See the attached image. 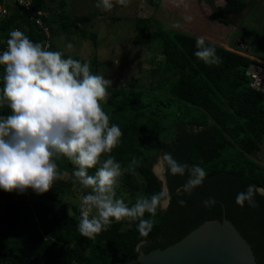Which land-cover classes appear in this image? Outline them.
<instances>
[{
    "label": "trees",
    "instance_id": "trees-1",
    "mask_svg": "<svg viewBox=\"0 0 264 264\" xmlns=\"http://www.w3.org/2000/svg\"><path fill=\"white\" fill-rule=\"evenodd\" d=\"M142 1L152 15L163 0ZM58 2L60 6L64 4V0ZM244 4L242 0H224L217 8L239 13ZM6 9L7 14L0 20L1 49L7 46L13 29L21 30L34 43L44 44L47 38L37 19L47 23L51 35L55 31L46 14L36 13L49 10L47 0H31L29 8L12 0L6 2ZM92 18L93 14H65L61 15L64 21L60 24L67 37L89 38L94 43L97 34L88 28ZM180 22L169 17L166 25L181 29ZM219 22L226 24L222 18ZM135 23L137 33L150 41L149 50L154 47L156 51L146 62L149 65L144 70L146 83L132 77L128 88L113 91L103 105L110 125H118L123 133L120 145L109 155L122 168H127L134 157L140 161L135 175L122 176L123 182L137 188L140 196L162 192V183L152 170L160 152L162 159L164 153H170L182 164L200 166L206 171V178L188 194L184 190L187 173L172 174L163 159L171 200L166 211L158 209L155 216L145 213V219L155 222L149 234L142 236L137 230L138 221L126 219L113 221L107 231L89 239L78 229L81 210L76 207L72 213L60 210L58 201L63 193L79 183L74 182L75 166L57 160L61 172H68V176L57 180L47 193L37 195L31 189L6 192L0 188V264L126 263L140 253L173 244L202 222L221 219L223 213L250 243L256 263L264 264V196L255 195L256 207L247 202L243 207L236 203L237 194L248 185L264 188V167L246 158L225 157L231 148L245 151L251 144L259 147L263 143L264 93L251 88L246 73L252 59L225 49L228 47L225 32L204 29L178 32L166 29L154 16L136 15ZM199 37L205 39V46L215 48L220 63L209 65L195 55ZM50 48L53 49L52 41ZM75 59L84 63L78 57ZM91 62L96 72L101 62L96 55ZM4 71L0 65V88ZM163 86L168 93L161 92ZM8 114L10 109L0 108V116ZM96 170L88 171L93 175ZM209 197H214L216 203L205 207L202 201ZM179 200L186 201V205L178 204Z\"/></svg>",
    "mask_w": 264,
    "mask_h": 264
},
{
    "label": "clouds",
    "instance_id": "clouds-1",
    "mask_svg": "<svg viewBox=\"0 0 264 264\" xmlns=\"http://www.w3.org/2000/svg\"><path fill=\"white\" fill-rule=\"evenodd\" d=\"M128 3L129 0H116L115 4L113 0H97L96 7L111 11L116 4L127 7ZM1 5L6 7V1ZM46 12L38 10L36 13L43 15ZM3 17L0 16V20ZM185 19L191 22L193 18L187 16ZM41 22L49 29V36H46L38 23L47 38L44 44L34 43L24 32L13 29L6 41L7 49L3 53L0 51V65L5 70L0 88V108L10 109V114L0 116V188L6 192L31 189L37 195L47 193L63 177L57 159L66 158L76 168L74 182L85 190L91 189L81 200L78 229L84 237L95 239L102 231H107L113 221L126 219L138 221V232L147 236L155 222L145 219V213L155 216L158 209L166 211L168 204L162 200L170 203L171 196L162 187V192L151 197L139 196L131 207L116 198L120 178L125 173L135 175L140 161L134 157L127 168H122L109 155L120 145L123 135L118 125H110V117L103 107L112 81L93 74L90 62L81 63L70 55L65 58L61 51H50L51 31L45 21ZM231 41L230 44L235 46L225 49L245 55L252 59L251 63L264 68V63L257 61L264 60L263 51H248L250 42L239 36ZM240 42H244L247 48L241 49ZM73 47L71 43L66 45L69 52ZM196 47L195 55L206 64L221 62L215 48L205 46L203 37L197 38ZM105 156L107 158L102 159ZM163 159L168 162L172 174L187 173L184 190L188 194L207 176L200 166L182 164L170 153H164ZM163 159L161 157L160 163ZM92 168L97 169L94 175L88 171ZM259 191L255 185H248L237 194L236 203L243 207L247 202L250 207H256L255 195ZM202 203L211 207L216 201L209 197ZM178 204L185 206L186 201L179 200Z\"/></svg>",
    "mask_w": 264,
    "mask_h": 264
},
{
    "label": "rangeland",
    "instance_id": "rangeland-1",
    "mask_svg": "<svg viewBox=\"0 0 264 264\" xmlns=\"http://www.w3.org/2000/svg\"><path fill=\"white\" fill-rule=\"evenodd\" d=\"M5 1L10 2L12 0ZM58 1L47 0L49 10H46V15L51 22V27L55 30L51 35L53 49L50 51H61L65 58L70 55L73 59L78 57L83 62H90L93 74L102 75L112 81L109 96L115 90L128 88L132 77L137 78L139 83H146L147 73L144 70L149 67L146 62L153 56L152 54L156 49L152 47L150 51V47H148L150 41L142 39L135 30L136 15L154 16L166 29L177 30L178 32L188 33V29H204L211 32H225L224 34L229 40L239 36L250 42L248 51L252 53L263 51L261 56L264 57V48H262L264 46V0H242L245 2V6L239 13H226L217 8L218 5L223 4L224 0H163V4L161 3V6L156 8L152 15L150 14L152 10L142 0H129L127 7L116 4L110 12L97 8V0H64V4L61 6ZM113 3L115 4L116 0H113ZM106 12L109 13L110 17H107L108 13ZM65 14H93L88 28L97 34L96 41L93 43L89 38L67 37L68 34L60 24L61 21H64L61 19V15L64 16ZM187 16L193 18L191 22L186 21L185 17ZM113 17L117 19L115 20ZM169 17L176 18V23L181 21L179 23L181 29L172 28V25L167 26L166 22L168 23ZM220 18L225 19L226 24L219 22ZM56 21L60 22L57 23ZM68 43L74 46L71 52L66 48ZM231 46L235 45L232 43ZM95 55L97 60L101 62L96 72L94 71L96 67L91 62ZM161 92L168 93V90L167 88L164 89L163 86ZM161 157L160 152L153 165V168L156 167L159 171L160 177V171H164V169L160 170L159 167ZM225 157L229 159L246 158L264 167V139L259 147L251 144L245 151H240V148H231L225 152ZM57 160H61L63 164L70 162L66 158ZM67 176L68 172H63V178H67ZM90 190H85L79 185L73 186L70 191L63 193V198L58 201L60 210L65 213H72L74 207L81 210L82 196ZM115 191L116 198L122 199L128 206L136 202L140 196L139 190L133 186H128L126 182H123L122 177ZM26 195L30 196L28 193ZM165 200H162V203Z\"/></svg>",
    "mask_w": 264,
    "mask_h": 264
},
{
    "label": "water",
    "instance_id": "water-1",
    "mask_svg": "<svg viewBox=\"0 0 264 264\" xmlns=\"http://www.w3.org/2000/svg\"><path fill=\"white\" fill-rule=\"evenodd\" d=\"M164 169L163 160L160 163ZM156 168V167H155ZM154 173L162 181L163 191L168 193L166 178ZM264 196V188L258 187ZM164 204H168L167 200ZM120 264H257L250 243L241 235L234 224L223 216L209 219L190 230L178 241L140 253L135 259Z\"/></svg>",
    "mask_w": 264,
    "mask_h": 264
},
{
    "label": "built area",
    "instance_id": "built-area-1",
    "mask_svg": "<svg viewBox=\"0 0 264 264\" xmlns=\"http://www.w3.org/2000/svg\"><path fill=\"white\" fill-rule=\"evenodd\" d=\"M19 3H23L27 8H29L30 1L31 0H17ZM40 13V12H39ZM7 14V9L5 5L0 6V16L3 17ZM37 23H39L42 26V30L46 34V36H49V29L48 27L41 22L40 19L36 20ZM48 43V40H47ZM46 43V44H47ZM239 47L241 49H246L247 45L244 42H240ZM7 49V46H5L4 49H1L0 51H5ZM259 62H263L264 60L257 59ZM246 73L251 78V86L255 88L256 90L264 92V68L258 63H251L246 70Z\"/></svg>",
    "mask_w": 264,
    "mask_h": 264
},
{
    "label": "crops",
    "instance_id": "crops-1",
    "mask_svg": "<svg viewBox=\"0 0 264 264\" xmlns=\"http://www.w3.org/2000/svg\"><path fill=\"white\" fill-rule=\"evenodd\" d=\"M226 38H227V36H226ZM231 42H232V41L229 40V38H227V46H228V47L231 45V44H230ZM228 47H227V48H228Z\"/></svg>",
    "mask_w": 264,
    "mask_h": 264
},
{
    "label": "bare ground",
    "instance_id": "bare-ground-1",
    "mask_svg": "<svg viewBox=\"0 0 264 264\" xmlns=\"http://www.w3.org/2000/svg\"><path fill=\"white\" fill-rule=\"evenodd\" d=\"M159 167H160V170H162L161 165H159ZM159 167H158V169H159ZM155 170L157 171V173L159 172L156 168H155ZM160 172H162V171H160Z\"/></svg>",
    "mask_w": 264,
    "mask_h": 264
}]
</instances>
